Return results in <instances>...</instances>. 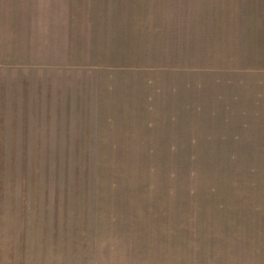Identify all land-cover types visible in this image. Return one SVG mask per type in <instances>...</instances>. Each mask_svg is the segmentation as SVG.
Returning a JSON list of instances; mask_svg holds the SVG:
<instances>
[{
  "label": "rangeland",
  "instance_id": "374dc122",
  "mask_svg": "<svg viewBox=\"0 0 264 264\" xmlns=\"http://www.w3.org/2000/svg\"><path fill=\"white\" fill-rule=\"evenodd\" d=\"M0 264H264V0H0Z\"/></svg>",
  "mask_w": 264,
  "mask_h": 264
},
{
  "label": "crops",
  "instance_id": "0c3cea01",
  "mask_svg": "<svg viewBox=\"0 0 264 264\" xmlns=\"http://www.w3.org/2000/svg\"><path fill=\"white\" fill-rule=\"evenodd\" d=\"M168 20H170V18H168ZM4 45L9 48V47L14 46V43L12 41L10 42V39L7 38V41H4Z\"/></svg>",
  "mask_w": 264,
  "mask_h": 264
}]
</instances>
